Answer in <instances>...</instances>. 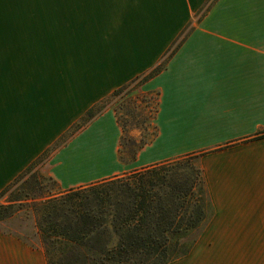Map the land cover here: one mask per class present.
I'll return each instance as SVG.
<instances>
[{
	"label": "crops",
	"instance_id": "0c3cea01",
	"mask_svg": "<svg viewBox=\"0 0 264 264\" xmlns=\"http://www.w3.org/2000/svg\"><path fill=\"white\" fill-rule=\"evenodd\" d=\"M207 1L0 0V191L89 108L163 60L191 23L164 68L140 86L158 94L157 131L184 124V149L152 153L157 132L130 171L197 155L208 226L247 227L246 239L264 248V69L233 67V26H196L218 0L195 22ZM109 111L119 126L105 107L47 156L60 189L95 182L65 179L58 152ZM13 217L0 221V264H46L23 231L3 227Z\"/></svg>",
	"mask_w": 264,
	"mask_h": 264
},
{
	"label": "trees",
	"instance_id": "16d2710c",
	"mask_svg": "<svg viewBox=\"0 0 264 264\" xmlns=\"http://www.w3.org/2000/svg\"><path fill=\"white\" fill-rule=\"evenodd\" d=\"M213 1L208 0L197 12L195 22ZM190 24L171 44L163 60L89 108L66 131L67 137L105 107L113 109L123 130L117 110L107 103L108 99L124 91L129 94L133 86L140 87L158 74L184 40ZM157 95L153 96L152 119L157 111ZM156 134L153 124L147 139L127 144L121 135L119 144L126 146L130 156L120 160L133 161ZM49 150L50 147L44 150L0 191V221L20 211L22 202L28 203L47 264H167L190 251L195 241L193 234L209 214L201 169L193 160L197 155L187 154L65 190L49 175L55 191L36 192L39 176L31 171L38 160L47 159Z\"/></svg>",
	"mask_w": 264,
	"mask_h": 264
},
{
	"label": "rangeland",
	"instance_id": "374dc122",
	"mask_svg": "<svg viewBox=\"0 0 264 264\" xmlns=\"http://www.w3.org/2000/svg\"><path fill=\"white\" fill-rule=\"evenodd\" d=\"M211 10L210 15L196 26L214 28L233 26V67L240 68V65H249L251 62L254 69L258 68L259 64H262L264 69V0H218ZM188 30L186 29V32ZM143 90L156 89L133 86L129 94L124 91L108 99L107 103L117 110L123 130L116 124L112 112L109 111L97 123L78 133L77 144L59 149L58 157L62 164L60 171L65 179L77 178L81 179V182L90 181L89 179L98 181L116 173L138 168L137 162L133 164L130 160L120 162V158L126 159L130 154L125 145L120 146L119 141L121 135L124 136V142L127 144L132 140L147 139L153 131L154 119L151 118V107L154 104L153 96L156 91ZM181 127H184V124H170L158 130L161 138L153 145L151 152L154 153V150L160 149H171L172 152L183 150V141L187 139ZM66 131V134L61 135L50 146L48 153L62 141H66L67 144L69 133ZM45 163L46 158L38 160L31 171L39 176L36 192L55 191L48 178ZM27 204L25 201L22 202L20 206L22 209L13 215L9 223L5 221L3 227L23 231L22 237L25 241L43 250L39 236L35 232L32 235L33 215ZM208 211V217L201 221L199 230L193 234L195 241L190 251L167 264H250L252 253L254 264L256 261L259 264L260 252L264 251V248L261 242H249L246 239L247 227L208 226L209 217L212 215L209 204ZM234 222L240 223L241 220H234Z\"/></svg>",
	"mask_w": 264,
	"mask_h": 264
}]
</instances>
